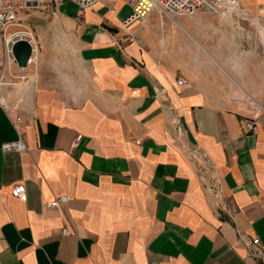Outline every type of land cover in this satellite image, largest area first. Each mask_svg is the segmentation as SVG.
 <instances>
[{
	"label": "crops",
	"instance_id": "obj_1",
	"mask_svg": "<svg viewBox=\"0 0 264 264\" xmlns=\"http://www.w3.org/2000/svg\"><path fill=\"white\" fill-rule=\"evenodd\" d=\"M238 1L123 49L125 0L33 12L25 67L0 38V264H264V0Z\"/></svg>",
	"mask_w": 264,
	"mask_h": 264
},
{
	"label": "built area",
	"instance_id": "obj_2",
	"mask_svg": "<svg viewBox=\"0 0 264 264\" xmlns=\"http://www.w3.org/2000/svg\"><path fill=\"white\" fill-rule=\"evenodd\" d=\"M97 2L98 0H0V38H4L5 40L9 61L11 63L16 62L12 54V46L20 40H27L32 46V54L28 60V65H36L38 61V46L35 36L30 29L25 27V30L9 33V29L11 26L15 25L18 15L22 13L52 11L64 3H72L79 7L82 12H85L95 6ZM125 3L130 6L132 12L123 20V36L119 41L121 49H123V44L142 46V37L139 34L132 33L129 28L135 22L143 20L152 11H156L160 18L165 17L174 23H177L178 19L181 17L194 16L199 13H208L219 17H225L229 14H236L242 11L238 0H125ZM184 83L183 80H177L178 86ZM1 86L2 82L0 80V87ZM1 105L0 99V106ZM20 121L21 119H17V122ZM243 126L246 132H251L254 129V121H244ZM16 129L19 135H21L18 127H16ZM81 140L82 135L77 136L72 144V148H77ZM2 148L5 151H24L26 149V144L20 139L16 142L3 144ZM190 158H192V156H190ZM200 177L205 191L210 194L214 193L215 187L214 184H212L213 182L208 181L204 175ZM11 195L23 202L28 200L27 189L24 184L13 186ZM67 202L68 197L62 196L47 203L46 207L54 209ZM63 232L66 234L67 230ZM250 245L256 254L261 255L259 240L257 238L250 240Z\"/></svg>",
	"mask_w": 264,
	"mask_h": 264
},
{
	"label": "water",
	"instance_id": "obj_3",
	"mask_svg": "<svg viewBox=\"0 0 264 264\" xmlns=\"http://www.w3.org/2000/svg\"><path fill=\"white\" fill-rule=\"evenodd\" d=\"M12 54L16 63L20 67H25L28 65V60L32 54V46L27 40L17 41L12 46Z\"/></svg>",
	"mask_w": 264,
	"mask_h": 264
},
{
	"label": "rangeland",
	"instance_id": "obj_4",
	"mask_svg": "<svg viewBox=\"0 0 264 264\" xmlns=\"http://www.w3.org/2000/svg\"><path fill=\"white\" fill-rule=\"evenodd\" d=\"M33 13H22L17 16V19L15 21V25L11 26L9 29V32H15L19 30H25V27L32 30L30 19ZM151 22H159V20H155V18L151 15L150 17Z\"/></svg>",
	"mask_w": 264,
	"mask_h": 264
}]
</instances>
